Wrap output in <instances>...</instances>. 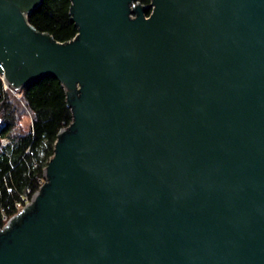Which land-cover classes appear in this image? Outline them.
Returning a JSON list of instances; mask_svg holds the SVG:
<instances>
[{
	"label": "water",
	"instance_id": "water-1",
	"mask_svg": "<svg viewBox=\"0 0 264 264\" xmlns=\"http://www.w3.org/2000/svg\"><path fill=\"white\" fill-rule=\"evenodd\" d=\"M0 0V68L57 79L61 130L0 264H264V0H71L67 43Z\"/></svg>",
	"mask_w": 264,
	"mask_h": 264
},
{
	"label": "trees",
	"instance_id": "trees-1",
	"mask_svg": "<svg viewBox=\"0 0 264 264\" xmlns=\"http://www.w3.org/2000/svg\"><path fill=\"white\" fill-rule=\"evenodd\" d=\"M153 0H138L147 6ZM71 0H43L28 16L30 26L67 43L78 34L70 15ZM6 88L0 76V232H7L32 212L33 196L46 182L44 169L54 155L62 129L73 121L62 84L49 77L19 90ZM24 107V108H23ZM32 116L28 130L20 126L25 110Z\"/></svg>",
	"mask_w": 264,
	"mask_h": 264
},
{
	"label": "rangeland",
	"instance_id": "rangeland-1",
	"mask_svg": "<svg viewBox=\"0 0 264 264\" xmlns=\"http://www.w3.org/2000/svg\"><path fill=\"white\" fill-rule=\"evenodd\" d=\"M14 92H15L14 95L21 101L22 94L20 93V91H14ZM21 102H23V101H21ZM31 124H32V116H31L30 112L28 111V109H26L25 114L22 117L20 126L23 127L24 129L28 130L30 128Z\"/></svg>",
	"mask_w": 264,
	"mask_h": 264
},
{
	"label": "built area",
	"instance_id": "built-area-1",
	"mask_svg": "<svg viewBox=\"0 0 264 264\" xmlns=\"http://www.w3.org/2000/svg\"><path fill=\"white\" fill-rule=\"evenodd\" d=\"M3 69L0 68V76L3 78V73H2Z\"/></svg>",
	"mask_w": 264,
	"mask_h": 264
}]
</instances>
